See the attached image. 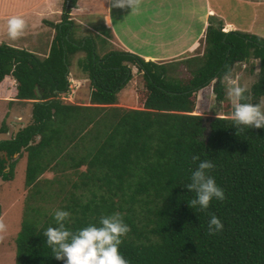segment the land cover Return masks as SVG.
I'll list each match as a JSON object with an SVG mask.
<instances>
[{
  "label": "trees",
  "instance_id": "obj_1",
  "mask_svg": "<svg viewBox=\"0 0 264 264\" xmlns=\"http://www.w3.org/2000/svg\"><path fill=\"white\" fill-rule=\"evenodd\" d=\"M76 1L64 0L45 57L0 44V99L31 105L29 123L0 140L1 181L12 178V158L25 154L29 202L14 238V264H65L44 235L58 226L56 210L71 214L65 227L73 232L119 212L130 228L119 246L129 264H264V128L238 131L227 103V116L208 119L206 127L193 114L199 89L212 83L222 101L221 79L250 59L258 73L242 102L264 96V39L207 26L202 62L182 80L170 76L179 64L144 62L128 52L99 57L91 38L73 41L68 14ZM77 52L84 54L76 64L88 81V105L59 97L68 91L69 60ZM131 67L143 85L136 109H125L115 106L116 94L130 81ZM195 155L214 163L208 174L225 193L205 210L189 206L196 194L184 187L200 163ZM46 171L65 179H41ZM64 182L70 190L56 210L33 204L58 198ZM212 215L224 225L214 235Z\"/></svg>",
  "mask_w": 264,
  "mask_h": 264
},
{
  "label": "crops",
  "instance_id": "obj_2",
  "mask_svg": "<svg viewBox=\"0 0 264 264\" xmlns=\"http://www.w3.org/2000/svg\"><path fill=\"white\" fill-rule=\"evenodd\" d=\"M113 3L114 0H77L68 14L73 30L78 25L73 24L74 18L71 16L74 17L79 11L92 10L90 15L84 18L79 16L78 19L83 22L87 18L89 21L86 26L92 25L95 28V35L90 34L88 28L87 35L82 38H91L94 48L97 46L93 38H96L101 50H104L101 56L110 53L105 52V45H109L103 43L107 41L113 45L116 50L114 52H128L144 62L176 63L181 67L189 59L202 56L206 28L215 27L218 23L221 25V32H239L264 39V0H140L139 6L133 11L131 7H113ZM59 4L60 0H0V44L2 40H10L7 20L12 16H21L27 21L28 27L23 36L14 40L13 44L22 46L26 51L37 45L44 35L50 33L48 31L52 28L51 24L59 23L62 14ZM50 16L58 18L50 19ZM86 26L84 22L81 23L82 28L86 29ZM37 29L44 31L36 34ZM52 37L47 42L48 45ZM200 46L202 52L194 54ZM254 65L250 69L252 73H258V64L255 65L257 67ZM73 80L83 79L76 76ZM10 83L14 85L13 80ZM125 95H129L128 91L122 93V97ZM3 99L8 103L19 102H9V97ZM132 104L135 105V99ZM82 105H88L87 101ZM7 132L5 126L3 133ZM10 136L0 140H6ZM22 155L25 159V154Z\"/></svg>",
  "mask_w": 264,
  "mask_h": 264
},
{
  "label": "rangeland",
  "instance_id": "obj_3",
  "mask_svg": "<svg viewBox=\"0 0 264 264\" xmlns=\"http://www.w3.org/2000/svg\"><path fill=\"white\" fill-rule=\"evenodd\" d=\"M63 3L64 0H60L59 11L62 9ZM91 11L92 10H89V12L83 10L75 13L74 17L71 16V18H74V20L71 19L73 20V24L78 25L75 26V29L72 30L73 34L71 35V39L73 41H79L78 39L81 40L82 37H85L87 35L86 32L88 33V28L90 34L92 35L96 34L95 28L94 27L92 28V25L90 27L88 25L86 26V24L89 21L87 18L83 21L84 25L86 26V29L81 27V23L83 22L79 21L78 19L79 16L84 18L90 15ZM56 17L58 18V16H54V17L50 16L49 18L54 19ZM94 24L97 25L99 28H101L96 22H94ZM43 31L44 30L42 29H37L36 34L43 33ZM48 32L50 33L44 35L39 41V43H37V45H35L34 47L28 50L30 53L34 51L31 54H33L38 59L45 57L47 54L46 44L49 41V39L53 36L54 30L51 28V30H49ZM93 39L96 42L95 45L97 46L95 48V54L101 57L102 53H104V50H101L100 42H97L96 38ZM2 41L3 42L1 44L6 45L10 48L25 50L22 46H19L18 44H13L14 40L10 39L7 42H4V40ZM103 44L109 45V46L105 45V52L116 51L111 43L104 41ZM201 48H202L201 46L198 47V49L194 52V54H199ZM40 49H42L41 52L35 51ZM83 57L84 54L82 52H77L74 55H72L69 60L68 76H67V82L69 84V88L65 94L62 93L59 95L63 103L82 105L88 99V81L84 73H82V71L79 69V67L76 64V60L81 59ZM199 58L200 59H198L197 57L191 58L188 60V62L182 63L181 67L179 64L176 70L170 72V76L177 77L182 80L186 78L188 79L196 63L200 64L202 62V57ZM253 64L257 65L258 62L250 59L248 62L244 61L242 62V64L241 63L235 64L231 70L233 77L239 76L240 77L239 83L241 85H246L247 89H249L251 84L255 82L257 76L256 75L257 73H252V71H250V67L253 68L252 66ZM76 76L82 77L83 80L74 81L73 79ZM73 83L75 85H73ZM211 84L212 83H210L208 86L202 89H199L194 96L195 106H194L193 114L201 116L202 123L205 127L208 119L213 117L227 116V114L224 115L222 109L226 103H227L226 108H229L232 105L226 94L228 84L225 78L223 77L221 79V84L223 85L222 101L215 98L211 90ZM142 85L143 83L140 74L135 73V70H133L130 81L117 94L115 106L125 109H136L137 106L133 105L132 103L134 99H136L135 96L136 93L138 92L137 90L141 89ZM124 91L125 92L128 91L129 95H125L124 97H122V93ZM247 96L249 98V95ZM222 102L224 104H222ZM256 103H264V96L257 98L253 104ZM30 109H31L30 103H20V102L8 103L6 99L3 98L0 99V124L3 121L8 131L7 133H0V138L5 139L10 135H13L15 131L19 129L20 126L29 123ZM204 133H206V131ZM22 157L23 155H21L19 158H17V156H14L12 158V160L17 159L13 166L12 178L8 181H0V218H2L4 223L7 225V231L5 233H0V264H14V238L19 230L21 216L25 204L29 202V200L27 199L29 192H27V190L24 188L23 176H24L25 159ZM54 176L58 177L60 181H64L65 179L64 177H62V175H57L56 173H52L48 171L43 173L40 178L45 180H51L54 178ZM68 178L70 180L75 179L73 175H69ZM65 183L66 182L62 183L61 186H59V188H62L61 190L63 191L60 192L58 198H52V200L46 198L42 201L37 200L33 204L45 208L50 207L51 209L56 210V206L59 205V202L62 200L61 198L64 197L67 194V192L70 190L68 183L66 184ZM54 188H56V186H53L52 189ZM78 193L80 192H76V194ZM49 194H52L50 190H49ZM62 202L65 203L64 200Z\"/></svg>",
  "mask_w": 264,
  "mask_h": 264
},
{
  "label": "clouds",
  "instance_id": "obj_4",
  "mask_svg": "<svg viewBox=\"0 0 264 264\" xmlns=\"http://www.w3.org/2000/svg\"><path fill=\"white\" fill-rule=\"evenodd\" d=\"M140 4V0H114L113 7H131L132 11ZM27 21L21 16H12L7 20V34L10 39L16 40L23 36ZM227 81V97L230 100L233 112L230 118L234 121L236 129L243 131V127L264 128V103H248L245 93L246 85L239 83L240 77H233L231 70L224 76ZM218 118V117H217ZM193 161H200L196 170L192 173L191 182L184 187L195 192L196 198L190 201L191 208L197 205L201 210L209 207L213 198L223 201L225 193L211 175L208 173L215 165L210 160H200L199 155L193 156ZM70 213L64 210H56L54 219L57 227H49L44 235L46 243L52 248L57 260H64L65 264H129L119 251L122 237L130 231L124 222L122 215L117 212L100 218L99 226L91 224L73 232L65 227V221L69 220ZM222 221L212 215L208 222V232L214 235L223 230ZM7 231V225L0 218V233Z\"/></svg>",
  "mask_w": 264,
  "mask_h": 264
}]
</instances>
